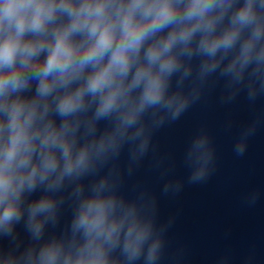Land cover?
<instances>
[{
	"label": "clouds",
	"instance_id": "9594fccd",
	"mask_svg": "<svg viewBox=\"0 0 264 264\" xmlns=\"http://www.w3.org/2000/svg\"><path fill=\"white\" fill-rule=\"evenodd\" d=\"M217 88L264 98V0H0V264H184L160 198L207 183L217 148L201 126L177 175L155 137ZM262 125L242 123L236 157Z\"/></svg>",
	"mask_w": 264,
	"mask_h": 264
}]
</instances>
